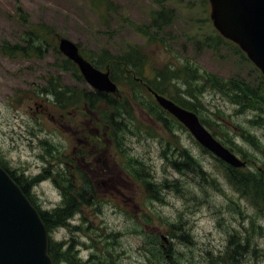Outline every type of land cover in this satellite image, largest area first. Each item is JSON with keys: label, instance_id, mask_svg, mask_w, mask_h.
Returning <instances> with one entry per match:
<instances>
[{"label": "rangeland", "instance_id": "rangeland-1", "mask_svg": "<svg viewBox=\"0 0 264 264\" xmlns=\"http://www.w3.org/2000/svg\"><path fill=\"white\" fill-rule=\"evenodd\" d=\"M157 14L169 20L161 30ZM209 14L207 0H0V166L42 212L71 207L50 233L56 264H264V214L238 192L230 166L122 69L114 82L131 107L114 93L116 109L92 108L85 98L94 91L57 49L60 36L87 60L127 48V57L144 56L145 84L191 109L246 162L242 172L256 173L260 112L208 80L257 85L261 73ZM230 236L240 247L226 254Z\"/></svg>", "mask_w": 264, "mask_h": 264}, {"label": "water", "instance_id": "water-1", "mask_svg": "<svg viewBox=\"0 0 264 264\" xmlns=\"http://www.w3.org/2000/svg\"><path fill=\"white\" fill-rule=\"evenodd\" d=\"M209 18L218 34L238 46L264 77V0H207ZM59 52L72 62L85 83L98 93L113 94L116 84L84 59L69 39L57 37ZM158 106L174 117L200 146L228 166L246 163L217 141L192 111L148 88ZM161 239L167 243L164 236ZM0 264H51L47 232L20 188L0 168Z\"/></svg>", "mask_w": 264, "mask_h": 264}, {"label": "trees", "instance_id": "trees-1", "mask_svg": "<svg viewBox=\"0 0 264 264\" xmlns=\"http://www.w3.org/2000/svg\"><path fill=\"white\" fill-rule=\"evenodd\" d=\"M151 23H154L155 30H161V27L168 24L169 20L166 18L165 15L157 14L156 17L152 18ZM151 26H152V24H151ZM97 33L100 34V31H97ZM111 37L112 36L110 35V38ZM76 45L78 46V48L81 51L80 44L76 43ZM127 50H128V48L126 49V51H121V52L116 51L113 54H110V53L106 54V53L102 52V55L97 54L96 56H90V59L88 61H90L98 69L103 68L105 65V68L107 67L109 69L110 78L113 81H117V78L115 77L114 72H117L116 68H118L119 70L122 69L128 77L132 78L133 79L132 83H134L135 85H137V86L144 85V86H147L148 88H151L152 86L150 87L147 84H145V77L143 76V66H142V64H140L143 62L144 56H141L138 53H134L133 55L131 54V55H129V57H127V56H125V53L127 52ZM81 53H83V52H81ZM241 53H240L241 58L245 62H248L249 60H247L244 53H242V54ZM106 55H114L115 57H113L112 60H109ZM65 62L68 65H73L68 60H65ZM162 72L163 71L158 70L157 74L162 75ZM148 74H150V71L147 73V75ZM156 78H154V79H156ZM259 80H260V83L257 85H252L251 83L247 82V80L242 79V78H237V79L232 78L231 80H225V81L218 79V78H212V79L208 80V82L216 85L219 88L224 89L226 91L227 95L229 96L232 103H234V104H236L242 108L251 109V110H255V111L260 112V115L258 116V119H259L258 121H259V124L261 126H264V78H263V76L260 75ZM224 85L227 87V89L223 88ZM152 90H154L156 93L164 96L163 93H161L160 91H158L154 88ZM53 94L55 95L57 100L60 102V99L63 95L61 90H59L58 92H55ZM116 94H119L118 96H120V98H122V100L125 101L124 105L129 104V106L131 107L129 96L126 95L124 97V95H122L120 93V90ZM165 97L170 99L167 96H165ZM85 99L89 102V104L92 108L99 106V109H100L101 105L102 106L106 105L109 108L116 109L119 105L118 104L119 100H118V102H116L112 97H110L109 95L104 94V93L91 92V93L87 94V97ZM170 100L173 101L172 99H170ZM173 102L176 105H178V106H180L186 110L192 111L189 108H185V107L179 105L175 101H173ZM103 103H105V104H103ZM200 122L205 127H207L209 129V130L208 129L207 130L211 133L210 126L208 124H206V122L201 120V119H200ZM114 124H116V122H114ZM213 133L214 132H212V135H213ZM245 140L247 142H249L250 144L257 146L256 140L253 137L249 136V134H247L245 136ZM186 160H187V162L190 161L191 163H194V161H192L191 158H189L188 156H186ZM228 172H229L228 175H229V178L231 179V181L234 183V185H236L239 188L238 192L244 196L249 195L250 200L253 201L254 205L258 208V210H257L258 213L264 214V162H263L261 168L257 169L256 173L242 172L241 169H235V168H231V167L228 168ZM9 176L17 183V185L21 188L22 192L29 199L30 194L26 190V188H25L26 186H23L12 175L9 174ZM80 198L83 201H87L86 199L83 198V196H80ZM36 209L38 210V214H39L43 224L45 225L46 230L49 232V231H52L55 228L59 227L60 221L66 220L67 218L70 217L68 214L71 210V207L66 205L63 208L55 209L51 212H42L38 208H36ZM233 238H234L233 236H230V238H229L227 249L225 251L226 254H231L233 252H236L240 247L239 242L238 241L236 242ZM55 251H57L56 244H54L52 241L48 242V255L50 256V259H51L53 264L57 263V256H56Z\"/></svg>", "mask_w": 264, "mask_h": 264}, {"label": "bare ground", "instance_id": "bare-ground-1", "mask_svg": "<svg viewBox=\"0 0 264 264\" xmlns=\"http://www.w3.org/2000/svg\"><path fill=\"white\" fill-rule=\"evenodd\" d=\"M144 175V174H143ZM141 176V175H140ZM148 176V175H147ZM148 181V180H147Z\"/></svg>", "mask_w": 264, "mask_h": 264}]
</instances>
